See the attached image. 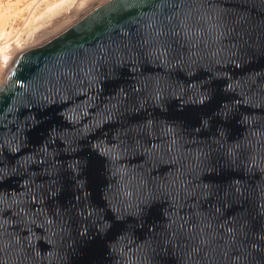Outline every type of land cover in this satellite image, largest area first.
<instances>
[{
    "label": "water",
    "instance_id": "1",
    "mask_svg": "<svg viewBox=\"0 0 264 264\" xmlns=\"http://www.w3.org/2000/svg\"><path fill=\"white\" fill-rule=\"evenodd\" d=\"M0 264H264V0H108L20 53Z\"/></svg>",
    "mask_w": 264,
    "mask_h": 264
},
{
    "label": "rangeland",
    "instance_id": "2",
    "mask_svg": "<svg viewBox=\"0 0 264 264\" xmlns=\"http://www.w3.org/2000/svg\"><path fill=\"white\" fill-rule=\"evenodd\" d=\"M105 1L106 0H78V2L77 0H0V46L6 47L0 52V86L7 80L9 74L7 72H9V69L14 64L13 62H15L14 59H16L20 53L40 45L57 35L79 20L81 16L86 15ZM79 2L83 3L79 4ZM47 7L48 9H46ZM65 19L68 21L66 22ZM31 20L34 23H32ZM25 21H27V23ZM1 30H5L3 34H1ZM2 51L5 55H3ZM4 56H6L7 59H3Z\"/></svg>",
    "mask_w": 264,
    "mask_h": 264
},
{
    "label": "bare ground",
    "instance_id": "3",
    "mask_svg": "<svg viewBox=\"0 0 264 264\" xmlns=\"http://www.w3.org/2000/svg\"><path fill=\"white\" fill-rule=\"evenodd\" d=\"M73 1H74V0H73ZM81 1H83V0H81ZM107 1H108V0H106L105 2H107ZM77 2H78V0H77ZM77 2H76V3H77ZM105 2H103V3H105ZM18 3H19V2H18ZM81 3H83V2H81ZM81 3L79 2V4H81ZM103 3H101L100 5H102ZM77 5H78V4H77ZM100 5H98L97 7H99ZM52 6H53V5H52ZM52 6H51V7H52ZM55 6H56V5H55ZM58 6H59V5H58ZM53 7H54V6H53ZM53 7H52V8H53ZM97 7H95V8H97ZM52 8H51V9H52ZM56 8H57V7H56ZM76 8H77V7H76ZM95 8H94V9H95ZM46 9H48V7H47ZM54 9H55V7H54ZM58 9H59V8H58ZM94 9H92V10H94ZM52 10H53V9H52ZM52 10H50V11H52ZM92 10H91V11H92ZM91 11H90V12H91ZM31 12H33V11H31ZM90 12H88V13H90ZM88 13H87V14H88ZM87 14H86V15H87ZM86 15H84V16H86ZM65 16H67V15H65ZM84 16H81L80 19L83 18ZM21 17H22V16H21ZM27 17H28V16H27ZM33 17H34V16H33ZM22 18H23V17H22ZM64 18H65V17H64ZM61 19H62V18H61ZM66 19H68V18H66ZM66 19H65V21L67 22L68 20H66ZM80 19H79V20H80ZM26 20H28V19H26ZM79 20H77V21H79ZM29 21H30V20H29ZM77 21H76V22H77ZM25 22L27 23V21H25ZM31 22H32V20H31ZM40 22H41V21H40ZM62 22H63V20H62ZM76 22H75V23H76ZM32 23H34V22H32ZM75 23H73V24H75ZM58 24H59V23H58ZM60 24H61V22H60ZM73 24H72V25H73ZM56 25H57V24H56ZM72 25L68 26L66 29H64L63 31H61V32L58 33L57 35L51 37V38L48 39L47 41L41 43L40 45H42V44L48 42L49 40L53 39L54 37L58 36L59 34H61L62 32H64L65 30H67L69 27H71ZM29 26H30V25H29ZM31 26H32V25H31ZM57 26H59V25H57ZM23 27H24V26H23ZM59 27H60V26H59ZM34 28H35V27H34ZM4 31H5V30H3V31L1 30V32H2L1 34H3ZM40 45H37V46H40ZM4 46H5V45H4ZM37 46H35V47H37ZM3 48H6V47L0 46V52H1V50H2ZM15 48H16V46H15ZM32 48H34V47H32ZM32 48H31V49H32ZM13 49H14V46H13ZM2 52H3V51H2ZM14 52H15V50H14ZM18 54H19V53H18ZM3 55H5L4 52H3ZM3 59H7V57L4 56ZM14 60H15V59H14ZM13 63H14V62H13ZM11 68H12V67H11ZM11 68H10V69H11ZM10 69H9V72H7V73H10V71H11ZM8 75H9V74H8ZM5 83H6V81H5ZM5 83H3V84H5ZM3 84H2V85H3Z\"/></svg>",
    "mask_w": 264,
    "mask_h": 264
}]
</instances>
